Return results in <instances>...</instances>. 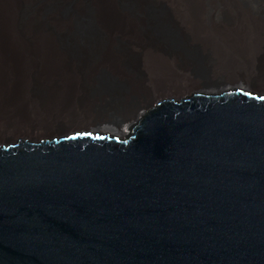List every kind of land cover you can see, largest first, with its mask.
<instances>
[{
    "label": "water",
    "instance_id": "1",
    "mask_svg": "<svg viewBox=\"0 0 264 264\" xmlns=\"http://www.w3.org/2000/svg\"><path fill=\"white\" fill-rule=\"evenodd\" d=\"M0 264H264V98L0 140Z\"/></svg>",
    "mask_w": 264,
    "mask_h": 264
},
{
    "label": "bare ground",
    "instance_id": "2",
    "mask_svg": "<svg viewBox=\"0 0 264 264\" xmlns=\"http://www.w3.org/2000/svg\"><path fill=\"white\" fill-rule=\"evenodd\" d=\"M55 1L43 9L40 4L28 8L19 21L20 8L34 0H0L2 141L19 134L45 138L58 131L123 125L131 120L130 124L142 123L160 103L178 105L194 95L217 97L241 92L258 100L264 98V0H87L86 4L72 0L71 15L64 17L60 1L66 0ZM147 7L156 13L152 19L144 15ZM141 18L153 24V36L142 32ZM75 19L84 25L82 30L76 29ZM170 28L186 45L198 47L206 56L205 81L195 77L177 53L163 51L161 43L169 41L165 32ZM57 36L66 41L77 59L99 56L89 71H104L110 81L122 83L113 91L115 99L105 103L103 96L99 101L73 102L75 92L66 90L72 82V63L57 46ZM117 40L131 44L144 56L147 77L139 73L144 80L135 82L121 69L122 58L114 46ZM260 55L262 63L256 65L255 58ZM225 85L236 87H222ZM36 88L41 96L35 93ZM152 88L158 96L194 93L178 100L159 99L145 108ZM91 107L101 110V115H96L101 117L99 121Z\"/></svg>",
    "mask_w": 264,
    "mask_h": 264
},
{
    "label": "rangeland",
    "instance_id": "3",
    "mask_svg": "<svg viewBox=\"0 0 264 264\" xmlns=\"http://www.w3.org/2000/svg\"><path fill=\"white\" fill-rule=\"evenodd\" d=\"M51 1H55V0H39V1L34 0V2L32 4L22 6L20 8L19 13H18V15H19L18 20L21 21L23 19V17H25V15L27 14L28 10L30 8H32L33 6L40 4L41 5L40 9L41 8L43 9L44 7H48V5H50V4H55L54 2H51ZM67 1H69V2H67ZM71 1L72 0H66V3H65V1H60V3L62 2L61 6H60V15L62 17L67 16L68 14L71 15V5H70ZM81 2L86 4L87 0H81ZM144 15H145V17L152 19V17H154L156 15V13L154 12V10L147 7L145 12H144ZM39 17H41V16H39ZM137 17H140V16H137ZM147 18H145V19H147ZM141 20L143 21L142 29L144 28V30H142V32L153 36V32H155V27H153V24H151L149 22L150 20H144V18L143 19L141 18ZM73 23L75 24V27L77 30H82V28L84 27V25H81V23H79L76 19L73 21ZM85 23H87V21H85ZM85 26H87V24ZM170 29L167 30V32H165L167 34V36L170 37L169 41H168L169 43L168 42H167L168 44L167 43H161V47L163 46L162 47L163 51H165V53H172V52H174V54L177 53L176 55H178L179 60L181 62L187 64L188 66H190L195 77L199 78L202 81H205L206 80V74L204 72V69H206L205 66H206L207 61H208L206 56L204 54H202V52L198 49V47L186 45L182 41V38L179 37V33L176 30H174L173 28H170ZM86 30H87V28H86ZM152 39L155 41V39L153 37H152ZM64 41L65 40L62 39L61 37H58V36L56 37L57 46L66 53L68 61L70 60L69 62H71L72 66H73V67L71 66V68H70V72H72L71 73L72 76L70 77V80H72V82L66 88V90L69 91L70 93L75 92V95L73 96V102L75 104L76 103L81 104V103H84L86 101H91V100L99 101L103 96H104V98H106V100L104 101L105 103L108 101L110 102L111 100L115 99L116 95H115V93H113V91L115 89H117L118 87H120V85L122 83L110 81L109 78L106 76V73L104 71L99 70L96 72L93 71L92 73H90V71H89V66L92 63H95L96 60L99 59L98 58L99 56L98 55H96V56L95 55H89L88 57H86L84 59H81V58L77 59L76 58L77 56L76 57L74 56V53H72V51L69 50V48L67 47L66 41L65 42ZM117 41L115 42L114 46H115V49L117 50V54L120 56V58H122L120 60L121 69H123V71L127 74V76L130 75L129 78L132 80H135V82L138 81V79L142 78L141 75H139V73L143 74V76H145V78H146L147 74H146V71L144 69L145 68L144 56L140 55V54L138 55L134 51L133 46L131 44L121 42L120 40H117ZM262 57L263 56L260 55V56L255 58L256 65L262 63V60H263ZM122 66H123V68H122ZM64 71L68 72L65 69H64ZM145 78H142V79L144 80ZM225 79H227L226 76H225ZM226 81L228 82V80H226ZM87 82H93V85H89V83L87 84ZM145 84H147V83H145ZM238 84H239V82H238ZM36 86H38V85H36ZM222 87H236V86L225 85ZM240 87L244 88L247 86L241 85ZM247 88L250 89L251 87H247ZM38 89L39 88H36L35 93H37L41 96L42 93L37 91ZM151 90H152L151 91V98H150V101L145 108H147L151 104H154L159 99H171V98H173V99L178 100L180 98L190 96L192 93H194L193 90L192 91L189 90V91H186L183 93H179V95L177 93L176 95H172V96L169 95V97H167V96H165L167 94H164V95L162 94V96H158L157 93H155V90H153V88ZM252 91L254 92V90H252ZM255 92H260V91H255ZM261 92L264 93V91H261ZM183 95H185V96H183ZM145 108L143 110H138L137 113L143 112L145 110ZM92 109H94V107ZM94 113H95V117H98L96 120L99 121L101 119V117H99L101 115V110L100 109L98 110V107H95ZM96 115H99V116H96ZM108 115L112 118L114 117V114L112 112H109ZM131 121L123 122V124H130ZM87 128H90V127H87ZM19 135L20 136H11V138L25 137L21 134H19ZM27 137H29V136H27ZM32 137H35V136H32ZM47 137H50V136H46L45 138H47ZM7 138L9 139V137H7ZM35 138L41 139L44 137H35Z\"/></svg>",
    "mask_w": 264,
    "mask_h": 264
}]
</instances>
